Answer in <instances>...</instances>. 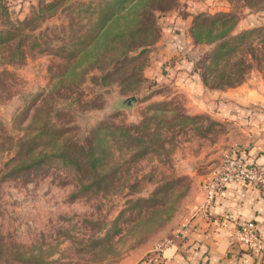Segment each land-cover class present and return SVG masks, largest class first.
<instances>
[{
  "label": "rangeland",
  "instance_id": "obj_1",
  "mask_svg": "<svg viewBox=\"0 0 264 264\" xmlns=\"http://www.w3.org/2000/svg\"><path fill=\"white\" fill-rule=\"evenodd\" d=\"M204 1L0 0V264L156 261L205 202L249 139L222 99H264V0Z\"/></svg>",
  "mask_w": 264,
  "mask_h": 264
},
{
  "label": "crops",
  "instance_id": "obj_2",
  "mask_svg": "<svg viewBox=\"0 0 264 264\" xmlns=\"http://www.w3.org/2000/svg\"><path fill=\"white\" fill-rule=\"evenodd\" d=\"M204 3L210 4L212 0ZM199 4L202 1L195 2V5ZM257 97L237 95L234 100L225 97L222 100L228 102L222 101V108L225 110L226 104L232 103L240 109V115H248L250 123L244 127L249 136L245 141L248 144L239 151L246 155L249 163L264 170V99L258 100ZM245 100L253 103L242 105ZM259 102L262 107L248 106ZM226 213L230 215L229 226L213 220ZM247 220L255 221L259 233L264 236V191L245 181L228 183L184 220L170 242L157 252L156 261L151 257L144 260V264H264V260L261 261L245 245L232 239L233 229Z\"/></svg>",
  "mask_w": 264,
  "mask_h": 264
},
{
  "label": "built area",
  "instance_id": "obj_3",
  "mask_svg": "<svg viewBox=\"0 0 264 264\" xmlns=\"http://www.w3.org/2000/svg\"><path fill=\"white\" fill-rule=\"evenodd\" d=\"M245 181L256 185L264 191V170L255 163H249L244 153L240 151H232L226 153L220 162L211 169L204 187L209 202L215 193L231 182ZM230 215L224 214L222 218L215 217L213 220L222 226H229ZM232 239L242 243L256 255L261 261L264 260V236L257 229L256 223L253 220H247L233 229ZM170 239L164 241L160 250L164 248Z\"/></svg>",
  "mask_w": 264,
  "mask_h": 264
},
{
  "label": "water",
  "instance_id": "obj_4",
  "mask_svg": "<svg viewBox=\"0 0 264 264\" xmlns=\"http://www.w3.org/2000/svg\"><path fill=\"white\" fill-rule=\"evenodd\" d=\"M133 96H129V97H126L125 98V100L129 103V104H131L132 102H133Z\"/></svg>",
  "mask_w": 264,
  "mask_h": 264
},
{
  "label": "trees",
  "instance_id": "obj_5",
  "mask_svg": "<svg viewBox=\"0 0 264 264\" xmlns=\"http://www.w3.org/2000/svg\"><path fill=\"white\" fill-rule=\"evenodd\" d=\"M50 2V1H49ZM45 4H47V1H45ZM220 14H225V12L224 11H220V13H218V14H213V15H220ZM202 15H204V16H209V15H211V14H202Z\"/></svg>",
  "mask_w": 264,
  "mask_h": 264
}]
</instances>
